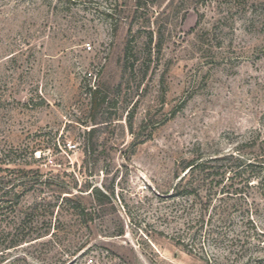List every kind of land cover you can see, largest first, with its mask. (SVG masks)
<instances>
[{
	"label": "rangeland",
	"instance_id": "obj_1",
	"mask_svg": "<svg viewBox=\"0 0 264 264\" xmlns=\"http://www.w3.org/2000/svg\"><path fill=\"white\" fill-rule=\"evenodd\" d=\"M8 190L0 264H264V0H0Z\"/></svg>",
	"mask_w": 264,
	"mask_h": 264
},
{
	"label": "trees",
	"instance_id": "obj_2",
	"mask_svg": "<svg viewBox=\"0 0 264 264\" xmlns=\"http://www.w3.org/2000/svg\"><path fill=\"white\" fill-rule=\"evenodd\" d=\"M100 92L101 89L99 87H90L89 88V93H90V100H91V104L92 106L94 104H96L98 102V99L100 98ZM102 100H104V97H102ZM88 152V149L85 151ZM229 157H224L223 159H227ZM220 157H215V158H211L209 160H202L200 161V159H193L191 162H189L186 167L183 169L184 171L187 169V172L184 174V176H182L179 180V182L176 184V186L174 187V191H177V194H180V192L182 193V195H196L199 196L200 195V188L202 186V184H200V181L203 182V184H205L204 182H206V180H209L207 185L209 186V189L211 188V191L209 190L208 192H210V197H211V192L213 191L212 188H214V180H215V174H220L222 176V179L228 178L231 179L233 177H241L244 173L248 172V177H246L245 181L246 184H249L250 182L253 181L254 178H257L256 175H254L253 173V169L255 167V163L253 161H245L243 159H237L236 160V165H234L235 167L231 166V167H227L229 169H225L222 173H215V171H213L215 168H219L216 165H212L213 162H218L220 161ZM227 173H232L233 175L231 177H227ZM50 177H47L46 179H44L41 183L45 186L50 185ZM218 183V182H217ZM215 183V185L217 184ZM77 185V184H76ZM63 185H61L62 187ZM90 187V186H89ZM79 189V191L84 192L87 191L88 189ZM182 188V191L180 190ZM10 193V191H5L1 197H0V207L2 208H6L8 206V204L10 203V199L5 198L8 197V194ZM59 198H63V201H70L73 203L72 208L74 210V212H76L77 214H82L84 212V206L82 205V202L80 200V197H77V195L72 194L73 192L68 191L67 189H65V187H62L59 190ZM101 194L104 198L108 199L109 196L105 193H102L101 191H99L98 189H96V187L92 188V190L90 191V194L93 196H96L97 194ZM75 196V197H73ZM209 197V198H210ZM18 241H14V242H10V245H7L5 247V249H9L12 247H15L17 245Z\"/></svg>",
	"mask_w": 264,
	"mask_h": 264
},
{
	"label": "built area",
	"instance_id": "obj_3",
	"mask_svg": "<svg viewBox=\"0 0 264 264\" xmlns=\"http://www.w3.org/2000/svg\"><path fill=\"white\" fill-rule=\"evenodd\" d=\"M89 48H92L91 45H88Z\"/></svg>",
	"mask_w": 264,
	"mask_h": 264
}]
</instances>
